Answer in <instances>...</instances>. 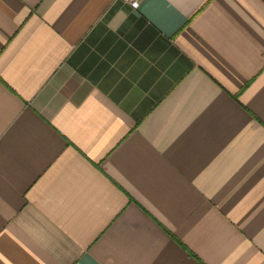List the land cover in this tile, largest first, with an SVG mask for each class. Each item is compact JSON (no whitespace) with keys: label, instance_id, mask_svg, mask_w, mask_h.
I'll return each mask as SVG.
<instances>
[{"label":"crops","instance_id":"crops-1","mask_svg":"<svg viewBox=\"0 0 264 264\" xmlns=\"http://www.w3.org/2000/svg\"><path fill=\"white\" fill-rule=\"evenodd\" d=\"M0 264H264V0H0Z\"/></svg>","mask_w":264,"mask_h":264},{"label":"built area","instance_id":"built-area-1","mask_svg":"<svg viewBox=\"0 0 264 264\" xmlns=\"http://www.w3.org/2000/svg\"><path fill=\"white\" fill-rule=\"evenodd\" d=\"M128 3L131 4V6H133L134 8H138L142 2V0H125Z\"/></svg>","mask_w":264,"mask_h":264}]
</instances>
